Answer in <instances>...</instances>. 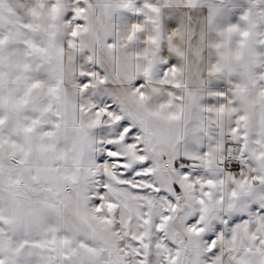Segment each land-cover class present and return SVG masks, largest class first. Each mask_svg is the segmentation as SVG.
Here are the masks:
<instances>
[{
	"label": "snow or ice",
	"instance_id": "6c2138e0",
	"mask_svg": "<svg viewBox=\"0 0 264 264\" xmlns=\"http://www.w3.org/2000/svg\"><path fill=\"white\" fill-rule=\"evenodd\" d=\"M0 264H264V0H0Z\"/></svg>",
	"mask_w": 264,
	"mask_h": 264
}]
</instances>
